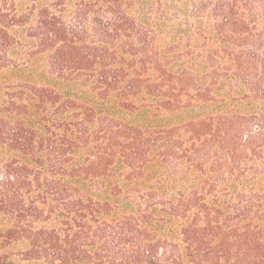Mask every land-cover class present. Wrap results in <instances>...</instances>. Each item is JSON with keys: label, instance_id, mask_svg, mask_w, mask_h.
<instances>
[{"label": "trees", "instance_id": "16d2710c", "mask_svg": "<svg viewBox=\"0 0 264 264\" xmlns=\"http://www.w3.org/2000/svg\"><path fill=\"white\" fill-rule=\"evenodd\" d=\"M0 264H264V0H0Z\"/></svg>", "mask_w": 264, "mask_h": 264}]
</instances>
